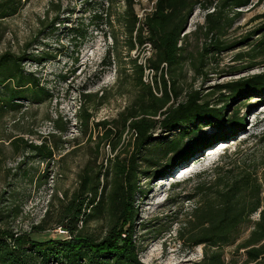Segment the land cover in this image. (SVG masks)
I'll list each match as a JSON object with an SVG mask.
<instances>
[{
    "label": "rangeland",
    "instance_id": "obj_1",
    "mask_svg": "<svg viewBox=\"0 0 264 264\" xmlns=\"http://www.w3.org/2000/svg\"><path fill=\"white\" fill-rule=\"evenodd\" d=\"M21 2L15 15L0 20V53L19 54L25 50L35 55L49 54L51 57L44 62H25L24 70L34 71L52 96L41 103L25 102L19 111L0 114V228L29 232L33 225L45 224L46 230L31 234L43 240L60 236L54 231L58 229L54 227L57 210L76 191L83 169L95 174L115 153L126 161L134 150L130 132L122 133L119 140L118 130L106 134L95 123L117 119L131 103V83L123 79L124 75L118 76V66L128 68V54L135 57L140 53L138 61L142 60L146 48L126 49L118 21L124 0ZM151 5L152 0H134L138 16L149 11ZM210 11L196 7L188 18L184 32L188 37L182 43L184 58L171 75L181 92L177 101L184 99L186 92L197 90L212 106L219 107L224 104L223 95L229 94L221 85L264 72V49L257 46L264 34L259 30L264 24V0H250L247 6L226 9L228 17L237 11L240 14L216 34L219 45L225 48L218 52L210 49L203 55L204 46L215 36L199 29L205 13ZM71 26L82 28L86 37L71 38ZM113 35L117 42L110 66L101 65L115 41ZM202 56L205 58L201 61ZM84 93L91 96L85 98ZM81 104L90 114L86 126L74 116ZM236 107L238 115L244 117L243 128L202 151L186 167L155 176L153 172L162 166H147L138 158V168L147 172L139 173L136 184L142 193L136 194L132 208L133 238L142 263L199 261L208 248L193 245L188 236L195 232H191L194 210L216 180L210 169L228 161L224 157L231 152H238L234 162L244 161L250 166L264 162V100L245 95L236 98L225 113L230 114ZM56 126L65 130L60 132ZM200 131L209 134L215 130L205 126ZM163 135L159 129L153 133L156 138ZM29 143L56 146L52 158L40 161L37 151L27 146ZM252 217L256 218L257 213ZM107 228L106 220H93L83 230L99 237ZM247 234L245 231L241 239ZM234 246L223 247L226 264L243 262V251L235 252Z\"/></svg>",
    "mask_w": 264,
    "mask_h": 264
},
{
    "label": "trees",
    "instance_id": "obj_2",
    "mask_svg": "<svg viewBox=\"0 0 264 264\" xmlns=\"http://www.w3.org/2000/svg\"><path fill=\"white\" fill-rule=\"evenodd\" d=\"M250 0H152L149 11L138 16L134 0H124V10L119 23L128 52L150 45L151 54L145 58V65L138 62L137 54H128L125 66H118V76L131 83V103L119 113L117 119L96 122L106 134L118 130V139L125 131L130 132L133 151L128 160L119 159L117 153L101 164L95 174L83 169L79 185L72 197L61 203L57 210L54 227H64L67 235L48 239H35L34 232L46 230L45 224H36L29 232L0 228V264H144L138 258V247L133 233V203L137 193L139 173L137 160L147 166H162L153 175L169 174L187 166L212 147L235 135L243 128L244 117L239 116V107L226 114V108L239 97L253 95L264 100V72L221 85L229 92L221 99L224 104L212 106L200 91L191 90L177 101L180 90L172 71L181 65L184 58L183 42L188 18L196 7L212 9L204 15L199 29L213 37V44L203 48L218 52L219 37L226 25H231L240 14L228 17L227 10L247 6ZM22 5L21 0H0V20L15 15ZM72 37L84 39L86 32L79 26H71ZM260 31L264 30V24ZM103 56L101 65L110 66L115 42ZM257 46L264 49V34ZM51 57L49 54L35 55L29 51L19 54L0 53V114L19 111L25 102L41 103L51 98L49 90L40 84L34 71L24 70L25 62L41 63ZM205 56L201 57V61ZM164 64V65H162ZM144 67L152 69L151 79L144 80ZM130 70V71H127ZM222 95V94H221ZM89 98L91 95L84 93ZM75 118L87 125L90 114L84 105L78 106ZM211 126L215 131L206 134L200 130ZM62 132L64 127L56 126ZM164 135L156 138L155 130ZM113 131V132H112ZM118 143V142H117ZM36 150L40 161L51 159L56 146L42 143L27 145ZM116 144L112 145L115 151ZM238 152L225 155L222 164L210 169L216 180L204 193L201 204L194 210V220L188 239L193 245L203 244L202 258L194 264H226L223 247L235 244L234 250L243 251L242 264H264V162L259 166L234 162ZM231 164V166H229ZM257 213V217L252 215ZM93 220H106L108 228L99 237L91 236L83 228ZM45 220H43L44 223ZM79 223L81 224L79 226ZM248 231L245 238L241 235Z\"/></svg>",
    "mask_w": 264,
    "mask_h": 264
},
{
    "label": "built area",
    "instance_id": "obj_3",
    "mask_svg": "<svg viewBox=\"0 0 264 264\" xmlns=\"http://www.w3.org/2000/svg\"><path fill=\"white\" fill-rule=\"evenodd\" d=\"M144 48H146V56L142 60L138 61L143 66L145 65V58L151 54V49H150L149 44H145ZM162 65H164V64H162ZM151 74H152V69L144 67V80L145 81H149L151 79ZM146 76H150L149 80L146 79ZM57 228H56L57 230L54 229L55 232H58L59 234H64V235L67 234L66 230H64V228H62L61 226L57 227Z\"/></svg>",
    "mask_w": 264,
    "mask_h": 264
}]
</instances>
